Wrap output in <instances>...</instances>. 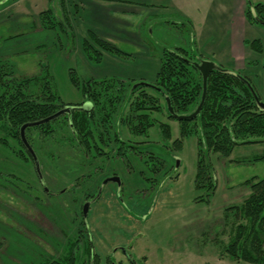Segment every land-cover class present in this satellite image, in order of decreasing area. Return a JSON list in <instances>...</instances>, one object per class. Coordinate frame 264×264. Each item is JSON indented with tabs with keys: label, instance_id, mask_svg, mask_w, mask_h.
<instances>
[{
	"label": "rangeland",
	"instance_id": "obj_1",
	"mask_svg": "<svg viewBox=\"0 0 264 264\" xmlns=\"http://www.w3.org/2000/svg\"><path fill=\"white\" fill-rule=\"evenodd\" d=\"M4 1L0 2V58H8L20 76L38 73L40 63L48 64L66 103L85 100L71 81V70L81 80L116 77L152 84L166 48L184 47L195 57L204 56L231 70L256 57L263 60L244 40L264 41V26L250 24L244 14L249 4L264 0H191L169 4L150 19L147 13L111 11L123 7V2ZM48 9L53 11L51 17L42 14ZM52 23L57 24L51 27ZM89 28L98 30L122 54L104 51L100 62L90 60L83 47ZM231 52L238 64L230 62ZM246 67L250 73L258 72L251 63ZM258 90L264 101V88ZM159 118L172 125V143L180 135L179 122L168 119L166 112ZM158 131L152 127L147 140L166 162L156 179L149 165L129 153L133 167L112 158L97 161L90 166L92 177L76 190L72 188L78 186L77 180L58 178L40 163L41 178L32 160L16 156L0 141V264H41L46 255L62 254L68 239L78 235L75 220L82 218L84 202L96 191L90 197L84 193L97 186L82 229L102 262L111 256L125 263L135 259L145 264H247L232 259L226 249L231 236L226 213L233 214V207L250 194L246 180L264 176V141L239 144L224 157L208 152L216 184L208 195L205 188L195 186L197 135L183 138L181 147L173 143L164 147ZM120 132L127 139V130L126 137L123 127ZM114 169L119 181L110 177Z\"/></svg>",
	"mask_w": 264,
	"mask_h": 264
},
{
	"label": "trees",
	"instance_id": "obj_2",
	"mask_svg": "<svg viewBox=\"0 0 264 264\" xmlns=\"http://www.w3.org/2000/svg\"><path fill=\"white\" fill-rule=\"evenodd\" d=\"M254 9L257 17L249 5L245 16L249 23L262 25L264 3H255ZM52 12V9H48L42 14L51 17ZM57 23L63 24L60 20ZM55 24L52 23L51 27H55ZM244 42L251 46L257 56H263L264 42L260 38L245 39ZM83 47L93 62H100L104 51L122 54L114 43L93 30L89 31ZM194 59V55L184 47L164 49L159 71L153 81L157 86L154 88L142 84L134 88L131 80L116 77L81 80L71 70L72 83L80 89L85 101L93 102V108L75 107L55 119L28 126L25 130L26 140L40 163L51 173L58 178L77 180L78 186L72 188L76 190L89 181L90 176L80 182L81 176L91 169L92 162L109 158V151L106 150L113 137L116 140L119 138L123 160L133 162L129 153L138 157L142 154L143 161L148 163L156 176H160L166 167L165 160L154 151L142 150L148 148L144 144L149 139L152 127L159 130V141L163 142L164 147H170L172 143L175 147H181L183 138L196 134L198 161L195 186L197 189L205 188L206 194L210 195L216 184L206 154L209 152L224 157L230 155L239 144L264 141V109L258 106L252 90L240 76L212 71L201 112L194 119L178 121L180 135L171 143L172 125L162 121L159 115L166 112L168 119L174 118L169 113L167 98L178 114L190 113L199 105L203 77L191 61ZM250 63L258 68L257 73L246 71L248 67L237 73L247 79L260 95L258 87L264 88V61L256 57L246 65ZM39 66L38 73L20 76L8 58H0V141L8 145L16 156L32 160L34 166V158L22 137L23 125L43 120L69 104L63 100L49 65L40 63ZM116 121L119 122L117 127L121 130L123 127V135L127 130L128 137L124 135L127 139L121 140L122 132L120 135L117 129L113 131ZM136 137L146 139L137 141ZM129 142L139 144L136 148L140 150L132 151L131 148L135 147ZM110 152L113 153L112 150ZM100 168L98 166L95 170ZM85 175L88 176V173ZM245 183L250 186V194L239 206L233 207V214L226 213L228 222L231 221V236L226 249L232 259H241L247 264H264V176H254ZM97 188L84 193V196H92ZM81 216L78 221L75 220L80 226L78 235L68 239L66 250L62 254L46 255L41 264H145L135 259L126 263L116 261L111 256L102 262L101 255L92 252V246L85 239L82 229L85 220L83 214Z\"/></svg>",
	"mask_w": 264,
	"mask_h": 264
},
{
	"label": "flooded vegetation",
	"instance_id": "obj_3",
	"mask_svg": "<svg viewBox=\"0 0 264 264\" xmlns=\"http://www.w3.org/2000/svg\"><path fill=\"white\" fill-rule=\"evenodd\" d=\"M1 1H4V0H1ZM0 1V2H1ZM4 2H7V0H5ZM249 6L251 7V10H252V13H253V15L255 16V17H257L256 16V12H255V9H254V4H249ZM248 7V6H247ZM246 10H247V8L245 9V12H246ZM244 17H245V19L247 20V18H246V16H245V14H244ZM259 19V18H258ZM259 21H260V19H259ZM262 21V20H261ZM247 22H249L248 20H247ZM260 23H262V26H264V22L262 21V22H260ZM251 24V23H250ZM260 25V24H259ZM246 39H248V38H246ZM256 39V38H255ZM261 39V38H260ZM248 40H252V39H248ZM262 41H263V39H261ZM264 42V41H263ZM249 47H251L250 45H248ZM189 51V50H188ZM190 52V51H189ZM253 52L255 53V54H257L254 50H253ZM194 60H191L192 62H197V61H199V60H201V59H208V58H204V56H199V57H195L194 56ZM211 60V59H210ZM263 61H264V54H263ZM218 63V62H217ZM220 64V63H219ZM221 65V64H220ZM249 65V64H248ZM221 66H223V65H221ZM245 66H247L246 64H245ZM196 67V66H195ZM233 71H235V72H240L241 70H236V69H234ZM133 84V87L134 88H137L139 85H144L145 87H147V88H149V87H157L154 83H149V82H133L132 83ZM137 84V86H134V85H136ZM259 97V96H258ZM169 99V98H168ZM170 101V100H169ZM206 101V100H205ZM263 101V100H262ZM171 103V102H170ZM87 107H86V106ZM67 106H73L72 108H75V107H79V108H84V109H88V110H90V109H92L93 108V106H94V104H93V102L92 101H88V100H84V101H82V102H78V103H69ZM66 106V107H67ZM84 106V107H83ZM172 106V105H171ZM204 106V105H203ZM198 107V106H197ZM65 108V107H64ZM71 108V109H72ZM173 108V107H172ZM63 109V108H62ZM197 109V108H196ZM195 109V110H196ZM61 110V109H60ZM174 110V109H173ZM194 110V111H195ZM202 110V109H201ZM194 111H192V112H190V113H186V114H178V113H176L175 111V114H177V115H189V114H191V113H193ZM201 112V111H200ZM67 113V112H66ZM169 113L171 114V115H173L174 116V118H173V120H177V121H179V120H181V119H179V118H177L176 116H175V114H172L170 111H169ZM199 115V114H198ZM197 115V116H198ZM61 116V115H60ZM59 117V116H58ZM194 119V118H193ZM50 121V120H49ZM117 124H119V122H117ZM115 129H117L118 130V132L120 133V135H121V132H120V127H117L116 128V126H115V128H113V131L115 130ZM26 130V129H25ZM26 138V137H25ZM120 139L122 140V135L120 136ZM119 141V138H118V140H116L115 139V137H113V138H111L110 139V142H109V146H107V150H106V152L107 151H109V158H112V159H114V160H116V161H121L122 163H123V161H124V164L127 166V167H131L132 165H133V162H130V161H126V160H123V156H121L120 155V153H122V150H121V143L120 142H118ZM137 141H140V140H137ZM142 141V140H141ZM26 147H27V149L31 152V154H32V156H33V153H32V150H33V148L31 147V145L27 142V140H26ZM149 143L148 142H146L144 145H145V147H148V148H145V149H142V150H150V151H153V150H151L150 149V145H148ZM130 145H132V146H134L135 148L139 145V144H137V143H135V142H130ZM144 145H142V146H144ZM131 148V147H130ZM131 148V150L132 151H139L140 150V148ZM112 150V154H111V151ZM33 152H34V150H33ZM35 153V152H34ZM36 155V154H35ZM37 156V155H36ZM33 158H34V156H33ZM37 158H38V156H37ZM108 158V159H109ZM139 158L141 159V160H143L144 159V157H143V155L142 154H140L139 155ZM34 161H35V159H34ZM38 161H39V158H38ZM93 163H96V162H92V164ZM91 164V165H92ZM146 164H148V163H146ZM39 165H40V161H39ZM35 168H36V171H37V173L39 174V176L42 178V175H41V172H39L38 170H37V167H36V163H35ZM119 171L117 170V169H114L113 170V172L111 173V175H110V177H111V179L112 180H118L119 181V176H118V173ZM92 171L90 170V172H89V174H90V178L92 177ZM154 174V173H153ZM154 179H156L157 177H156V175L154 174V177H153ZM100 189V186L96 189V194H97V191ZM96 194L93 196V198H91V199H88V200H86L85 202H84V204H83V209H84V205H85V203H87V202H89L90 203V205H91V203H92V200L95 198V196H96ZM89 208H90V206L88 207V211H89ZM83 209H82V214H83V217L85 216V214H84V211H83ZM88 213V212H87ZM87 215V214H86Z\"/></svg>",
	"mask_w": 264,
	"mask_h": 264
},
{
	"label": "water",
	"instance_id": "obj_4",
	"mask_svg": "<svg viewBox=\"0 0 264 264\" xmlns=\"http://www.w3.org/2000/svg\"><path fill=\"white\" fill-rule=\"evenodd\" d=\"M193 64L197 67V69L201 72L202 74V77H203V93H202V98H201V101L197 107V109L189 114V115H177L175 114L172 106H171V103L169 101V99L167 98V102H168V108H169V111L172 113V114H175V116L179 119H193L195 118L201 111V109L203 108V105L205 103V100H206V97H207V87H208V77L210 75V73L212 71H221V72H231V73H235L237 74L238 76H240L242 79H244V81L248 84V86L250 87V89L252 90V93L253 95L255 96V99H256V102L258 104V106L261 108V109H264V101H261L257 95V93L255 92V90L253 89L251 83L243 78L241 75H239L237 72L231 70V69H227L223 66H221L219 63H217L216 61L214 60H210V59H201L197 62H193ZM134 86H137L134 85ZM86 106V105H85ZM73 106H67L59 111H57L56 113H54L53 115L49 116V117H46L44 118L43 120H40V121H36V122H30V123H27V124H24L22 129H21V132H22V137H23V140L26 142V138H25V129L28 127V126H31V125H36V124H40V123H44V122H47L49 120H52V119H55L57 118L58 116L66 113V112H70L71 111V108ZM84 107V106H83ZM87 107V106H86ZM32 153H33V156H34V159H35V163H36V167H37V170L40 172V165H39V161H38V158L37 156L35 155V153L33 152L32 150ZM90 206V203L87 202L85 203L84 205V214L86 215L87 212H88V207Z\"/></svg>",
	"mask_w": 264,
	"mask_h": 264
},
{
	"label": "crops",
	"instance_id": "obj_5",
	"mask_svg": "<svg viewBox=\"0 0 264 264\" xmlns=\"http://www.w3.org/2000/svg\"><path fill=\"white\" fill-rule=\"evenodd\" d=\"M106 2L109 3H120L123 2V4H120V6H123L121 8H117L114 7L111 9L112 12L114 13H137V15L139 16H144V13L148 14V19L150 18H156L157 16V11L159 12V10H161L162 8H165L167 5L169 6V4H171V6H173V3H190L191 0H104ZM135 2V3H134ZM139 5V6H136ZM110 10V9H109ZM152 28V32H153V27ZM95 31L100 33L98 30L93 29V28H89V31ZM230 57V62H234L235 64H238V60H234V53H230L229 55ZM242 62L240 64H238L240 67L237 68L236 70H241L244 69L245 65H241Z\"/></svg>",
	"mask_w": 264,
	"mask_h": 264
}]
</instances>
